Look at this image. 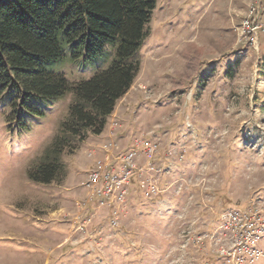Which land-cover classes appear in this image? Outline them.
<instances>
[{"label":"rangeland","instance_id":"1","mask_svg":"<svg viewBox=\"0 0 264 264\" xmlns=\"http://www.w3.org/2000/svg\"><path fill=\"white\" fill-rule=\"evenodd\" d=\"M154 1L100 135L63 131L72 94L38 115L0 94V264H264V0ZM111 60L47 71L76 84ZM53 144L54 180H30ZM87 171L126 187L102 202Z\"/></svg>","mask_w":264,"mask_h":264},{"label":"trees","instance_id":"2","mask_svg":"<svg viewBox=\"0 0 264 264\" xmlns=\"http://www.w3.org/2000/svg\"><path fill=\"white\" fill-rule=\"evenodd\" d=\"M155 7L154 0H0V94L17 91L26 105L23 111L33 115L38 114L27 104L72 94L63 131L81 141L87 134L100 135L140 71L135 56ZM110 52L106 69L76 84L47 71L64 59L104 62ZM55 148L53 144L30 180H54L60 167L56 157L50 159Z\"/></svg>","mask_w":264,"mask_h":264},{"label":"built area","instance_id":"3","mask_svg":"<svg viewBox=\"0 0 264 264\" xmlns=\"http://www.w3.org/2000/svg\"><path fill=\"white\" fill-rule=\"evenodd\" d=\"M251 24L249 22H246L244 26L247 27V29L250 32H255L257 28L253 27L251 28ZM133 153L129 155V157L132 156ZM132 170V168H131ZM120 174V173H119ZM119 174H114L110 175L106 178L107 180V185L103 188L100 189L99 183H100V175L97 172L93 171H87L86 176H88L87 181H86V186L91 188L92 190V195L91 197H94L95 195L99 197L100 201H109L112 199L113 195L115 194V191L119 189H125L126 187V178L120 176ZM117 187V189H116ZM118 191V190H117ZM120 191V190H119Z\"/></svg>","mask_w":264,"mask_h":264}]
</instances>
